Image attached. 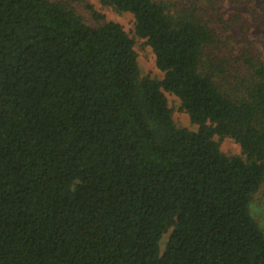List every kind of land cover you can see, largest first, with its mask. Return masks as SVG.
<instances>
[{"label":"trees","instance_id":"16d2710c","mask_svg":"<svg viewBox=\"0 0 264 264\" xmlns=\"http://www.w3.org/2000/svg\"><path fill=\"white\" fill-rule=\"evenodd\" d=\"M100 1L134 16L162 79L140 77L116 22L0 0V264H264L250 210L264 60L246 38L234 54L218 29L242 31L241 16L212 0ZM164 92L196 130L176 126Z\"/></svg>","mask_w":264,"mask_h":264},{"label":"rangeland","instance_id":"374dc122","mask_svg":"<svg viewBox=\"0 0 264 264\" xmlns=\"http://www.w3.org/2000/svg\"><path fill=\"white\" fill-rule=\"evenodd\" d=\"M53 2L61 3L72 9L79 15L84 22L90 26H98L102 22L112 21L120 24L125 32L134 40V50L137 54V61L139 66L140 77H151L155 79H162L163 73L157 68L155 63V56L151 47L144 39L138 37L135 33V19L130 12L118 11L110 5L103 4L100 0H51ZM178 3V6L187 3L189 0H172ZM215 7L222 14L224 19H229L238 14L241 16V25L236 28L222 31L221 27L219 33L223 41L229 49L237 54L243 46V41L246 38L250 45L253 46L260 57L264 60V7L259 0H253L247 3H242L238 0H212ZM91 5L92 9L102 15L101 20L94 18L91 10L87 7ZM169 108L172 112V118L176 126L186 128L188 130H196L197 125L192 123L189 115L181 108L180 100L169 92H164ZM214 140L218 143L220 150L226 156L241 155V148L230 137L214 136ZM250 210L253 218L258 223L259 227L264 233V184L253 196L250 204ZM168 239V233L164 234L160 241V250L163 252L165 244Z\"/></svg>","mask_w":264,"mask_h":264}]
</instances>
